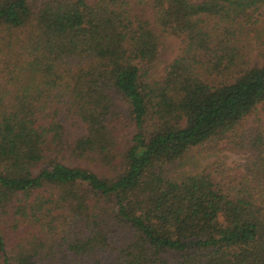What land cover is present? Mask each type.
Segmentation results:
<instances>
[{"label":"trees","instance_id":"16d2710c","mask_svg":"<svg viewBox=\"0 0 264 264\" xmlns=\"http://www.w3.org/2000/svg\"><path fill=\"white\" fill-rule=\"evenodd\" d=\"M263 8L0 0V264H264Z\"/></svg>","mask_w":264,"mask_h":264},{"label":"rangeland","instance_id":"374dc122","mask_svg":"<svg viewBox=\"0 0 264 264\" xmlns=\"http://www.w3.org/2000/svg\"><path fill=\"white\" fill-rule=\"evenodd\" d=\"M136 12L139 14H144V16L154 24L155 18L154 13L150 8H147L145 12H141L138 8H135ZM262 15L264 16V8L262 9ZM182 42L178 37H168L165 39V48L162 54L163 66L170 64L174 61L182 52ZM261 59L258 56V52L254 51L251 54V66H260ZM244 128L250 129L252 131H264V103L261 104L256 111L251 114L244 123ZM216 160H222L225 163L231 164H242L245 160V157L239 154L234 153H220L217 155L212 154H199L195 157V160H192L190 165L185 166L184 170H200L209 163L215 162Z\"/></svg>","mask_w":264,"mask_h":264}]
</instances>
